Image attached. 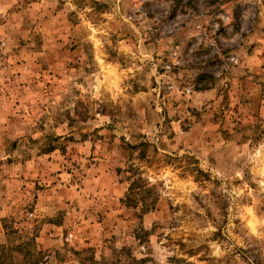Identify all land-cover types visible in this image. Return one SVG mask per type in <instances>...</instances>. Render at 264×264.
<instances>
[{
  "label": "rangeland",
  "instance_id": "1",
  "mask_svg": "<svg viewBox=\"0 0 264 264\" xmlns=\"http://www.w3.org/2000/svg\"><path fill=\"white\" fill-rule=\"evenodd\" d=\"M128 256L264 264V0H0V264Z\"/></svg>",
  "mask_w": 264,
  "mask_h": 264
},
{
  "label": "trees",
  "instance_id": "2",
  "mask_svg": "<svg viewBox=\"0 0 264 264\" xmlns=\"http://www.w3.org/2000/svg\"><path fill=\"white\" fill-rule=\"evenodd\" d=\"M134 186V180L129 184V192L124 200L128 205L131 206H137V203H139L138 199L135 197L136 193H131L133 191ZM144 201V200H143ZM144 260H136L130 256H128L125 260H123L120 264H144Z\"/></svg>",
  "mask_w": 264,
  "mask_h": 264
}]
</instances>
